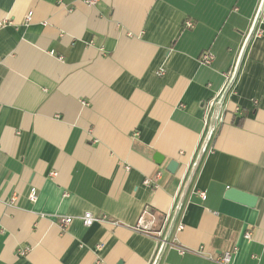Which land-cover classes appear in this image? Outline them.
<instances>
[{
    "label": "crops",
    "instance_id": "1",
    "mask_svg": "<svg viewBox=\"0 0 264 264\" xmlns=\"http://www.w3.org/2000/svg\"><path fill=\"white\" fill-rule=\"evenodd\" d=\"M0 21V264H264V0H0ZM161 214L205 254L137 228Z\"/></svg>",
    "mask_w": 264,
    "mask_h": 264
},
{
    "label": "built area",
    "instance_id": "2",
    "mask_svg": "<svg viewBox=\"0 0 264 264\" xmlns=\"http://www.w3.org/2000/svg\"><path fill=\"white\" fill-rule=\"evenodd\" d=\"M85 3L89 4V5H93L97 2V0H84ZM28 18V16H27ZM4 25V21H0V26ZM185 26L191 28L193 26V22L189 19H187L185 21ZM261 35V31L258 29H252L249 33L248 36L251 35ZM214 59V55L213 53L209 50V49H205L200 53L199 56V61L202 64H210L212 62V60ZM233 74V71L227 72L226 73V79L227 81L230 80L231 76ZM214 99V98H213ZM213 99H211L209 101V105H211L213 103ZM52 174H55V172H53ZM160 174L159 171L156 172L155 177H157ZM144 183L147 185H150L152 187L157 186V184L154 182V178H145L144 179ZM199 196L201 198H204L205 194L204 192L200 191ZM30 199H34L35 198V194L33 192L30 193L29 195ZM145 213V212H144ZM79 219L81 220L82 224L85 226H90L95 222H106L108 221V217L105 214H95L91 211H84L81 215L78 216ZM73 216H63L60 217L58 220V224L60 225V227L64 228L66 227L69 223H71V221L73 220ZM168 219V214H165L164 218H163V225L160 226V228L158 230H153V224L155 221V217L151 216V218L149 220H145L143 216H141L137 222V228L139 230H141L142 232L151 235V233H154L155 235H157V241H158V247H164L165 245L169 244L172 245L173 247H175L177 249V251L179 253H185L186 251H192V252H196L199 254H205V252L202 250L201 247H198L197 249L191 250V249H187L183 246L177 245L175 244L173 241L169 242V235L167 234H163L164 233V224L165 221ZM114 224L116 223L115 221L113 222ZM182 229V224H178L176 227V230H180ZM250 236V232H246L245 233V237L248 238ZM28 248H24L22 250H20V253H25L27 251ZM233 249H229V250H225L223 252H220L218 254L215 255H207L208 258L217 261L218 263L221 264H230V260H231V256L233 254Z\"/></svg>",
    "mask_w": 264,
    "mask_h": 264
},
{
    "label": "water",
    "instance_id": "3",
    "mask_svg": "<svg viewBox=\"0 0 264 264\" xmlns=\"http://www.w3.org/2000/svg\"><path fill=\"white\" fill-rule=\"evenodd\" d=\"M154 158L157 160V162H160V159L162 158V156L155 153ZM176 166H177L176 161L170 160L168 162L167 169L170 172H174ZM225 196L230 198V199L236 200L240 203H245V204L251 205V206L255 203V200H256L253 195H250L246 192L240 191V190L235 189V188L227 189L225 192Z\"/></svg>",
    "mask_w": 264,
    "mask_h": 264
},
{
    "label": "trees",
    "instance_id": "4",
    "mask_svg": "<svg viewBox=\"0 0 264 264\" xmlns=\"http://www.w3.org/2000/svg\"><path fill=\"white\" fill-rule=\"evenodd\" d=\"M163 216H164V215H163V214H161V216H160V218H161V219H160V220H162Z\"/></svg>",
    "mask_w": 264,
    "mask_h": 264
}]
</instances>
